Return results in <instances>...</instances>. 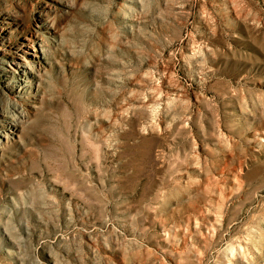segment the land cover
Instances as JSON below:
<instances>
[{
  "label": "rangeland",
  "instance_id": "obj_1",
  "mask_svg": "<svg viewBox=\"0 0 264 264\" xmlns=\"http://www.w3.org/2000/svg\"><path fill=\"white\" fill-rule=\"evenodd\" d=\"M0 264H264V0H0Z\"/></svg>",
  "mask_w": 264,
  "mask_h": 264
}]
</instances>
